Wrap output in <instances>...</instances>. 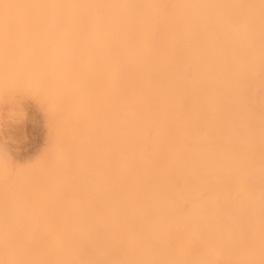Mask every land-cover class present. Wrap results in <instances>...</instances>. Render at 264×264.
<instances>
[{
	"label": "bare ground",
	"instance_id": "6f19581e",
	"mask_svg": "<svg viewBox=\"0 0 264 264\" xmlns=\"http://www.w3.org/2000/svg\"><path fill=\"white\" fill-rule=\"evenodd\" d=\"M161 4V0H0V97L12 90L48 85L47 93L54 99L69 89L65 87L78 85L86 101L97 99L96 90L88 94L86 74L97 81L108 67L121 69L130 83H140L146 96L160 92L173 99L188 79L179 72L167 76L165 67L170 58L179 68L191 63L192 107L197 112L208 109L214 121L222 120L224 135L212 148L195 145L189 153L191 166L181 170L210 189V195L177 217L170 210L177 202L173 199L177 184L158 177L141 207L146 221L141 226L131 214L138 201L128 184L127 189L123 182L111 187L70 173L72 186L84 193L90 205H73L78 220L69 223L62 236L47 238L26 206L36 189L28 188L23 172L12 173L0 149V264H14L22 254L29 264H181L164 238L167 227L172 224L193 239L198 237L199 220L208 227L201 247L215 248L221 238L243 247L244 221L252 243L264 239V0H173L168 12L160 14L165 28L163 53L151 57L150 46L144 44L132 51L134 39L127 29L142 27ZM53 17L68 20V26L49 39ZM84 25L83 46L91 47L93 55L86 62H72L78 57L76 42ZM123 85L130 95L132 88L125 79ZM110 101L106 94L107 119ZM102 138H108L106 130ZM119 144L106 141L104 147L111 152ZM121 144L133 148L138 136L132 133ZM133 149L118 168L127 182L125 172L137 170L140 175L144 168L140 150ZM172 154L157 148L158 167ZM70 163L109 176L108 169L100 166L99 171L96 161L88 162L81 153ZM129 230L138 231L143 239L141 252L133 255L118 241ZM201 256L196 264H207Z\"/></svg>",
	"mask_w": 264,
	"mask_h": 264
},
{
	"label": "rangeland",
	"instance_id": "374dc122",
	"mask_svg": "<svg viewBox=\"0 0 264 264\" xmlns=\"http://www.w3.org/2000/svg\"><path fill=\"white\" fill-rule=\"evenodd\" d=\"M161 2V9L151 12L142 27L130 26L127 29L128 36L134 39L132 51L144 44L150 46L148 54L151 57L163 53L165 28L160 14L168 12L173 0ZM98 12L99 9H96L95 13ZM67 22L66 19L53 17L49 23V39H54L62 29H66ZM85 33L84 25L82 35L76 42L78 57L72 62H86L93 55L91 47L83 46L82 37ZM64 60L68 61L69 58ZM120 70L113 71L107 67V73L100 75L97 81H94L92 74H86L88 94L94 90L100 94L93 100L86 101V95L81 94L82 90L78 85L65 87L69 89H65L64 94L61 93L54 99L47 93L48 85L39 89L12 90L0 97L1 154L9 163L12 173L23 172L28 179V188L36 189V194L28 200L26 206L37 229L47 238L62 236L66 226L78 220L72 206L86 202L84 193L72 186L70 173L76 174L85 182L100 181L99 184L106 183L111 187L123 182V187L127 189L128 184L138 201L131 214L141 226L146 223L145 212L141 207L147 203L148 190L156 188L158 177L177 184L173 197L177 202L170 208L172 215L177 217L187 211L192 203L210 195V189L187 178L181 170L187 164L191 166L189 153L195 145L204 149L212 148L220 142L221 135H224L222 120L214 121L208 109L197 112L192 107L193 93L189 88V80L194 73L192 64L179 68L171 58L167 63V76L179 72L188 79V83H183L179 94L173 99L160 92L144 95L140 83H130ZM124 79L132 88L130 95L124 90ZM164 81L165 78H160L161 83ZM106 94L112 100L108 119L103 109ZM130 129L138 136V145L133 148L140 150L144 168L140 175L137 170L125 172L127 182L126 176L123 178L118 168L123 164L125 155L134 150L121 144L132 135L128 134ZM104 130L108 133L107 139L102 138ZM106 141L108 144L116 141L120 144L111 152H106ZM157 148L173 152L160 168L155 156ZM80 153L86 156L88 162L96 161L99 171L100 166L108 169L109 176H98L85 167L73 168L70 161H75L76 155ZM9 177L10 182L12 178ZM228 195H234L233 189H228ZM86 204L90 205L88 202ZM96 213L101 216L98 211ZM243 223V247L236 246L225 238L219 239L221 242H215L218 244L215 248L201 247L200 243L206 239L208 232L207 225L201 220L197 221L195 229L198 237L188 238L171 224L168 225L164 238L175 250V255L172 256L180 259L181 264H196L200 255L207 264H264V239L252 243L251 230L245 221ZM118 241L132 255L141 252L143 247V239L138 231L123 233ZM245 254L249 255L248 260ZM23 257L26 254H22L21 259L14 261V264H29Z\"/></svg>",
	"mask_w": 264,
	"mask_h": 264
}]
</instances>
